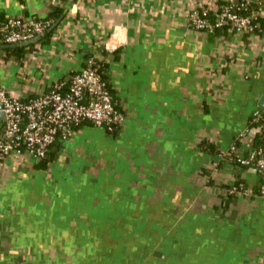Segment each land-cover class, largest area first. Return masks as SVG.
<instances>
[{
  "label": "crops",
  "instance_id": "1",
  "mask_svg": "<svg viewBox=\"0 0 264 264\" xmlns=\"http://www.w3.org/2000/svg\"><path fill=\"white\" fill-rule=\"evenodd\" d=\"M197 4L213 6L68 0L47 41L21 56L0 51V89L24 100L96 57L125 117L113 133L81 124L45 170L0 159V264H264L255 172L222 164L217 173L199 146L227 149L261 108L264 19L254 35L211 36L188 20ZM62 5L0 0V19H45ZM241 172L250 193L224 210L221 186Z\"/></svg>",
  "mask_w": 264,
  "mask_h": 264
},
{
  "label": "built area",
  "instance_id": "2",
  "mask_svg": "<svg viewBox=\"0 0 264 264\" xmlns=\"http://www.w3.org/2000/svg\"><path fill=\"white\" fill-rule=\"evenodd\" d=\"M211 1L213 10L197 4L188 11V20L195 30L211 33L227 27L235 35H254L262 31L260 24L254 22L258 16L246 13L253 0ZM259 5V15L264 16V0H260ZM49 25L50 22L37 18L12 17L0 29V45L29 42L43 35ZM219 53L220 49L216 55ZM227 54L233 58L234 53L229 51ZM100 67L96 57L92 56L82 71L68 82H56L48 93L33 99L24 100L13 92L0 89V105L5 114L0 132V159L12 157L41 161L57 139L68 140L76 127L85 122L108 132L120 127L125 117L116 108ZM212 78L215 82L218 74L214 72ZM253 131L255 135H252ZM208 141L216 144L212 139ZM215 162L217 173L222 164L232 167L237 164L249 174L255 172L258 195L264 196V109L252 113L249 127L227 149H219ZM242 178L245 179L244 175ZM226 183L231 185L229 193L241 196L250 193V189H244L242 184L238 190L235 179Z\"/></svg>",
  "mask_w": 264,
  "mask_h": 264
},
{
  "label": "trees",
  "instance_id": "3",
  "mask_svg": "<svg viewBox=\"0 0 264 264\" xmlns=\"http://www.w3.org/2000/svg\"><path fill=\"white\" fill-rule=\"evenodd\" d=\"M68 0H61V2H63V5L62 6H58V7H54L53 10L49 13V15L45 18V19H40V20H44V21H48L50 22V25L49 27L47 28L50 29V27L57 21L59 20L63 15H64V12H65V9H66V3H67ZM259 1L260 0H253V3L251 4V7H250V11H247L246 13L248 14H251V15H254V16H258L256 20H254L255 23H259L261 24L262 20L264 19V17L260 16L259 15V11H260V5H259ZM7 21H4V20H1L0 19V29L3 27V25L6 23ZM46 30V31H47ZM227 31H230L229 28L227 27H222V28H219V29H216L215 31L211 32L210 35L211 36H214V35H217L218 33L220 32H227ZM53 34V32L43 36L41 42H44V41H47L50 36ZM40 42V43H41ZM6 47V45L4 44H1L0 45V51H12L14 52L15 54L21 56L25 53V51L27 50H33V48L35 47V44H32L30 46H18L16 48H8V49H2ZM106 70V65L104 64L102 67H100V72L102 74V77L103 79L105 80V82L107 83V75L106 73H104L103 71ZM108 84V83H107ZM110 89V88H109ZM111 91V90H110ZM118 109V108H117ZM85 123H89V122H85ZM83 124V123H82ZM91 124V123H90ZM92 125V124H91ZM80 126V125H79ZM77 126L76 129L79 127ZM249 127V126H248ZM117 129V128H116ZM115 129V131H116ZM114 131V132H115ZM110 133H113V132H110ZM259 137V136H258ZM258 137L255 138V140L257 141ZM61 144H62V141L57 139V141L49 148L48 152H47V156L45 159L39 161V163H37V168L40 169V170H45L47 169V166L49 163L53 162L56 158V156H58V152L59 150L61 149ZM199 146L201 147V149L203 150V152L207 153L209 156H216L217 153H218V146L214 143H210L208 140H203L199 143ZM222 166V165H220ZM235 167H238L239 169H241L242 171L245 170L244 168L240 167L239 165L236 164ZM243 173H238L236 175V187L238 188V190H240V185L242 184L244 189L246 188H249L251 190V187L249 185V183L243 179ZM213 179L210 178L209 179V183L210 184H213ZM252 194L255 195L256 193H258V181L256 180L255 183L252 184ZM222 189L224 190V194H221V203L223 204L224 206V210H226L228 207H229V204L232 203V202H235L238 198H237V194H232V193H229L227 191L230 190L231 188V185H228V184H224L221 186Z\"/></svg>",
  "mask_w": 264,
  "mask_h": 264
},
{
  "label": "water",
  "instance_id": "4",
  "mask_svg": "<svg viewBox=\"0 0 264 264\" xmlns=\"http://www.w3.org/2000/svg\"><path fill=\"white\" fill-rule=\"evenodd\" d=\"M63 17H61L59 20H57L51 27L50 29H48L43 35H39L37 36V38L29 41V42H26V43H21V44H17V45H7L6 47H18V46H27V45H30V44H34V43H37L39 40L42 39L43 36L51 33L59 24L60 22L62 21ZM259 106L264 109V96L261 97L260 101H259ZM0 119L2 120H5V114L4 112L2 111V106L0 105ZM252 135H255V132L253 131L252 132Z\"/></svg>",
  "mask_w": 264,
  "mask_h": 264
}]
</instances>
